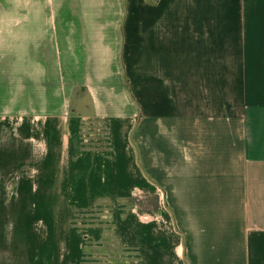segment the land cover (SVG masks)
<instances>
[{"label": "crops", "instance_id": "0c3cea01", "mask_svg": "<svg viewBox=\"0 0 264 264\" xmlns=\"http://www.w3.org/2000/svg\"><path fill=\"white\" fill-rule=\"evenodd\" d=\"M140 193L138 264H264V0H0V264H80L71 213Z\"/></svg>", "mask_w": 264, "mask_h": 264}, {"label": "rangeland", "instance_id": "374dc122", "mask_svg": "<svg viewBox=\"0 0 264 264\" xmlns=\"http://www.w3.org/2000/svg\"><path fill=\"white\" fill-rule=\"evenodd\" d=\"M11 102L15 107L18 105V94L17 97L12 98ZM74 105V109L79 113H84L89 107L88 99L82 88L77 91ZM104 133L102 124L93 119H86L85 123L83 121L79 127L81 147L105 148L107 142ZM157 197L156 195L140 193L117 201L98 199L92 207L74 210L70 215V225L83 234L85 239L80 264H138V260L135 255L131 254V250L125 249L115 238L111 222L112 214L114 210H120L123 215L129 208H135L143 213L154 210L158 208L156 206L157 200L155 202ZM91 225H99L105 228V235L98 241L89 239L85 234L87 227ZM46 241L45 239V248L48 247ZM65 256L67 257V255Z\"/></svg>", "mask_w": 264, "mask_h": 264}]
</instances>
